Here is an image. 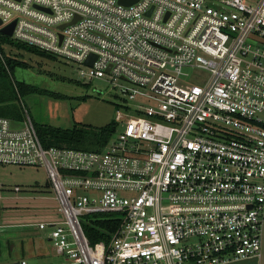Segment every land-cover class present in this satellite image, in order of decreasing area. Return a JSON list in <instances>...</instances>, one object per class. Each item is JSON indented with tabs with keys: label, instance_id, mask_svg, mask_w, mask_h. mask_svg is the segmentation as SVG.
Here are the masks:
<instances>
[{
	"label": "built area",
	"instance_id": "1",
	"mask_svg": "<svg viewBox=\"0 0 264 264\" xmlns=\"http://www.w3.org/2000/svg\"><path fill=\"white\" fill-rule=\"evenodd\" d=\"M0 20L119 95L95 152L0 117V166L45 168L55 192L64 220L36 228L56 264L264 262V0H0ZM98 214L117 227L91 244Z\"/></svg>",
	"mask_w": 264,
	"mask_h": 264
},
{
	"label": "rangeland",
	"instance_id": "2",
	"mask_svg": "<svg viewBox=\"0 0 264 264\" xmlns=\"http://www.w3.org/2000/svg\"><path fill=\"white\" fill-rule=\"evenodd\" d=\"M3 49L20 56L30 66L15 69L16 81L61 96L30 94L17 98L13 104L22 120L20 124L13 125L14 128H19L22 121L28 120L34 125H47L61 130H70L75 126L99 129L114 122L119 95L111 90L108 83L81 78L79 71L84 68L63 58L55 57L51 61L32 53L18 52L14 48L10 50L7 46ZM207 76L206 71L196 70L191 79L199 82ZM0 188V219L3 222L21 224L28 231H35L40 223L48 225L64 220L58 211L59 205L45 168L0 166ZM15 188L19 191L15 192ZM81 193L88 197L95 195L93 192ZM81 223L84 227L87 225L84 218H81ZM38 232L48 238L50 229L47 226ZM53 254L45 260H37L38 263H58L60 258Z\"/></svg>",
	"mask_w": 264,
	"mask_h": 264
},
{
	"label": "trees",
	"instance_id": "3",
	"mask_svg": "<svg viewBox=\"0 0 264 264\" xmlns=\"http://www.w3.org/2000/svg\"><path fill=\"white\" fill-rule=\"evenodd\" d=\"M3 46H7L10 50L14 48L18 52L24 51L26 53H32L51 61L56 59V56L50 53L0 35V117L14 122H20L22 120L18 109L13 104L17 98H22L30 94L61 98L60 95L53 92L40 89L25 82L16 81L14 79L15 69L29 68L30 66L22 61L20 56L5 52ZM32 125L43 147L56 146L92 152L103 149L115 132L114 122L99 129L75 126L70 130H61L47 125H34L33 123ZM114 216L112 214L88 216L90 222L85 227L83 226V231L91 244L100 240H106L109 234L115 231L117 220Z\"/></svg>",
	"mask_w": 264,
	"mask_h": 264
},
{
	"label": "crops",
	"instance_id": "4",
	"mask_svg": "<svg viewBox=\"0 0 264 264\" xmlns=\"http://www.w3.org/2000/svg\"><path fill=\"white\" fill-rule=\"evenodd\" d=\"M19 227H23V225L3 222V220L0 219V229L6 230L0 232V237L3 238L4 244H6L0 255V264H17L21 260H27L28 262L32 261L31 263L39 264L37 260H45L48 256L53 254L49 239L42 237L36 227L34 229L35 231L20 230L18 229ZM8 242H12L13 244L11 249L7 245ZM19 256H22V258L15 262L11 260L12 257ZM261 262H263V260L251 257L233 261L228 264H261Z\"/></svg>",
	"mask_w": 264,
	"mask_h": 264
},
{
	"label": "water",
	"instance_id": "5",
	"mask_svg": "<svg viewBox=\"0 0 264 264\" xmlns=\"http://www.w3.org/2000/svg\"><path fill=\"white\" fill-rule=\"evenodd\" d=\"M121 3H126V1H121ZM15 23H16V21H13L9 25L0 28V35L10 39L12 37V33H13V29H14ZM1 24H2V22L0 20V26H1ZM94 59H95V57H93V56L89 57V59L85 62V64L88 65V66H91L93 61H94ZM18 229L27 230L24 227H19ZM3 231H6V230L0 229V232H3ZM4 243L5 242L3 241V238L0 237V255H1V252L3 251L4 245H6ZM7 245L11 249L13 244H12V242H8ZM21 258H22V256L12 257L11 260L13 262H15V261H17L18 259H21Z\"/></svg>",
	"mask_w": 264,
	"mask_h": 264
}]
</instances>
